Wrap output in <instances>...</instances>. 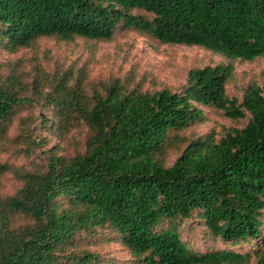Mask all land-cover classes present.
Segmentation results:
<instances>
[{
	"label": "trees",
	"instance_id": "obj_1",
	"mask_svg": "<svg viewBox=\"0 0 264 264\" xmlns=\"http://www.w3.org/2000/svg\"><path fill=\"white\" fill-rule=\"evenodd\" d=\"M119 26L230 60L264 57V0H0L10 52L41 38L111 40ZM57 72L29 83L0 63V156L37 155L33 116H22L36 98L52 108L43 127L61 137L86 129L83 148L63 155L56 144L42 166L0 160V174L23 183L0 194V264H117L96 248L112 241L132 264H264V87L251 82L242 100L228 94L232 62L191 69L181 91L120 78L88 90V77ZM208 109L234 123L188 134ZM187 221L253 251L195 249Z\"/></svg>",
	"mask_w": 264,
	"mask_h": 264
},
{
	"label": "rangeland",
	"instance_id": "obj_2",
	"mask_svg": "<svg viewBox=\"0 0 264 264\" xmlns=\"http://www.w3.org/2000/svg\"><path fill=\"white\" fill-rule=\"evenodd\" d=\"M134 12L145 13L139 10ZM229 62L234 64V73L227 85L228 94L242 100L244 91L251 82H257L264 87V57H257L254 60H230L224 55L201 46L162 43L158 39L121 26L116 29L111 40L105 41L81 37L72 41L41 38L33 48H23L17 52L6 50L0 43V63L6 69L15 68V71L22 74L27 82L33 81L40 71H47L51 75L54 72L58 73L57 70L64 73L73 71L78 77L82 75L89 78L88 90L94 81H111L120 78L134 85H143L144 89L170 87L174 91H181L191 69ZM26 115H32L34 119L33 133L37 142L40 143L37 155L21 158L17 157L16 150H12L1 154L2 162L37 167L46 163L47 149L56 144L60 146V153L63 155L73 154L76 147L83 148L86 129H73L65 137H61L50 129L52 123L46 127L42 126L45 116L52 117V108L44 107L41 99L36 98L26 106L22 116ZM207 115L208 121L194 126L188 134H206L212 129L220 131L223 126L234 123L220 111L208 109ZM52 119L51 122H53ZM18 121L19 119L14 122L10 130L12 136L19 132ZM242 123L240 121L235 124ZM44 140L47 144H43ZM174 157L175 152L170 162L174 160ZM22 184V181L11 171L0 174L1 195L14 194ZM202 231L203 229L196 223L190 225L187 221L183 237L189 239L192 247L198 250L222 248L243 252L253 251L252 245L230 244L218 239L214 240ZM96 248L115 257L117 264H132L130 254L117 241L102 243Z\"/></svg>",
	"mask_w": 264,
	"mask_h": 264
}]
</instances>
